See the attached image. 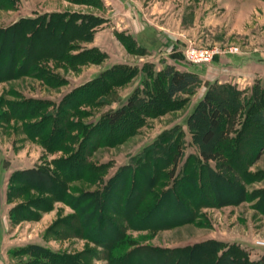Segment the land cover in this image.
I'll list each match as a JSON object with an SVG mask.
<instances>
[{
  "label": "trees",
  "instance_id": "obj_1",
  "mask_svg": "<svg viewBox=\"0 0 264 264\" xmlns=\"http://www.w3.org/2000/svg\"><path fill=\"white\" fill-rule=\"evenodd\" d=\"M77 1L96 6L93 0ZM96 2L99 5L100 1ZM11 5L12 0H0L1 7ZM103 22L104 18L95 15L44 12L20 17L0 27V80L30 75L48 86L63 84L64 80L48 69L47 62L73 68L86 62L101 61L105 57L104 52L94 46L80 47L78 42L89 41L95 27ZM113 34L115 38L121 40L123 36L126 43L137 46L131 35L122 31H113ZM129 49L133 51L131 47ZM137 49L139 54L146 52L143 47L137 46ZM124 67L111 65L73 88L61 98L54 110L45 111L36 122L23 123L24 133L29 137L42 136L41 143L46 150L61 149L64 141L77 138L72 133L73 129L83 127L77 120L69 119L70 112H79L78 106L91 99L102 97L101 102L105 104L119 100L109 86L120 85L133 75L126 69L121 71ZM141 68L144 76L132 95L124 104L105 112L99 122L89 125L76 147L68 150V155L51 160L47 166L16 171L10 180L18 181L21 184L19 188L43 193L44 196L27 204L30 207L46 209L54 200L72 206L74 213L64 219L68 221L64 223L66 230L75 236L88 238L100 247L96 253H103L102 259L106 264H264V255L250 261L236 245L213 239L185 246L159 247L137 243L126 234L127 229L155 230L185 218L193 220L195 209L211 205L206 199L201 200L208 177L223 187L229 185L228 191L235 193L234 182L223 173L238 171L243 182L255 180L254 172L250 173L246 168L264 151V79H255L248 88L249 95L244 98L245 88L229 82L202 81L196 73L180 71L169 64L154 70L148 62ZM199 83L203 84L204 91L191 112V118L197 115L208 123V127L201 132L197 129L191 131V136L197 140L198 154L186 156L178 177L176 170L183 148L182 131L175 124L157 134L135 157L119 167L101 188L75 199V206L69 202L74 200L68 193L69 182L83 179L95 170V165L86 160L87 154L81 152L83 146H87L90 152L99 145L118 143L132 134L140 123L136 118L118 136L112 134L118 124L125 122L128 111L135 108L136 103L147 110L173 108L177 94ZM16 97V103L5 102L8 112H0V117L7 120L33 118L36 112L50 104L39 99ZM159 111L152 115H158ZM97 127H100L99 136L90 141L89 136ZM214 138L218 141L215 148L205 147ZM86 180L93 183L96 177ZM164 180H172V183L163 184ZM254 196L259 198L257 206L264 202V186L251 194ZM84 201L86 203L82 205ZM177 210L180 213L177 221L166 218ZM14 211L30 212L21 206L12 207L10 214ZM73 224L77 226L72 228ZM43 251L41 257H34L28 264H84L78 255Z\"/></svg>",
  "mask_w": 264,
  "mask_h": 264
},
{
  "label": "rangeland",
  "instance_id": "obj_2",
  "mask_svg": "<svg viewBox=\"0 0 264 264\" xmlns=\"http://www.w3.org/2000/svg\"><path fill=\"white\" fill-rule=\"evenodd\" d=\"M99 1L98 5V2L93 0L96 4L94 6L78 3L77 0H12L10 7L0 6V27H5L20 17L44 13L46 9H54L48 12L106 17L105 21L109 19L110 14L121 16L124 24L133 20L136 27H144L143 31L148 35L152 31H158L157 46L168 48L167 54L170 55V59L166 60L161 55L148 57L145 53L139 54L137 46L140 45L136 41L135 47L126 43L123 36L122 39L119 37L124 43L115 38L113 31L124 33L123 30L113 29L112 37L104 33L103 22L95 27L94 39L92 36L87 42H78L79 46L84 48L100 45L102 49L97 48L105 53L101 61L86 62L73 68L52 61L47 62L48 69L59 75L64 80L63 84L48 86L30 75L0 80L2 113L8 112L5 102L17 101L16 96L50 103L45 109L36 112L33 118L7 120L0 117V264H28L34 257H41L42 252H45L43 250L78 255L84 264H106L102 259L103 253L101 251L96 253L100 247L90 239L75 236L66 230L64 223L68 221L64 219L74 213L72 206L54 200L46 209L30 207L27 204L44 196L43 193L34 189L19 188L21 184L14 179L11 181L10 177L16 171L47 166L51 160L68 155V150L76 147L77 141L87 131L89 125L99 122L105 112L124 104L132 95L144 76L141 68L143 64L151 63L154 70L158 67L161 69L163 64H169L174 68L176 66H180L181 69L191 68L199 74L196 73L202 81L219 79L227 82L226 79L231 76L241 78L245 84L244 98L249 95L248 88L255 79H264V0ZM124 13L129 15L126 16ZM168 40L174 41L175 44L170 45ZM184 49L195 51L207 49L213 50L214 54L209 63L195 64L186 61ZM114 64L125 66L121 71L126 69L133 72V75L120 85L109 86L117 94L119 99L117 102L105 104L101 102L100 97L79 105V112H70L69 119L73 122L77 120L83 125L82 128L73 129L72 133L77 138L64 141L59 150L49 151L41 143L42 136L29 137L24 133L23 123L36 122L45 111L54 110L61 98L73 88L91 80ZM256 70L261 71L258 72L261 76L253 78L252 73ZM203 91V84H196L175 96L176 104L173 108L167 106L162 110L161 108L147 110L145 106L136 103V106H133L135 108L128 111L130 115L128 114L125 122L118 124L112 131L116 137L126 130V125H131V122L138 118L140 123L132 134L116 144L96 146L90 152L87 146H83L81 152L87 154L86 160L95 165V170L86 174L83 179H73L69 182L68 193L74 199L69 202L75 206L76 200L85 193L101 188L119 167L135 157L157 134L175 124L181 128L183 148V156L176 170L178 177L186 156L198 154L197 140L191 136V131L197 129L201 132L208 127V123L197 115L191 118V112ZM157 110H160L159 114L153 116L152 113ZM99 130L100 127H97L92 131L90 141L99 136ZM217 143L214 138L205 147L215 148ZM4 163L6 166H3ZM246 169L250 173L254 172L255 180L243 182L238 171L223 173L234 182L237 189L235 193L228 191L229 185L223 187V184L213 181L211 177L206 178L204 197L201 200L206 199L211 205L195 209L193 220L185 218L184 221L155 230L127 229L126 234L137 243L159 247L185 246L213 239L236 245L250 261L259 259L264 255V202L257 206L259 198L251 197V194L264 186V151H261ZM94 177L96 180L93 183L86 180ZM162 183L171 184L172 180H164ZM84 203L86 202H82V205ZM16 206L25 207L30 212L25 214L23 211H14L10 214L11 208ZM179 214L178 210L173 211L166 218L177 221ZM39 248L43 250L39 251Z\"/></svg>",
  "mask_w": 264,
  "mask_h": 264
},
{
  "label": "crops",
  "instance_id": "obj_3",
  "mask_svg": "<svg viewBox=\"0 0 264 264\" xmlns=\"http://www.w3.org/2000/svg\"><path fill=\"white\" fill-rule=\"evenodd\" d=\"M52 10H54V9H46L45 12L52 11ZM124 14H126V13H124ZM128 15H129V13L126 14V16H128ZM24 16H27V15H24ZM108 17H109V19L106 20L103 23L105 25L104 28H102V30H104V33H108L112 37V30L113 29L123 30L125 34H130L135 39L137 44H139L141 47H143L145 49V51H146L145 54L148 57L160 56L161 55L166 60L170 59V57H169L170 55L168 56V54H167L169 52V49L168 48L164 49L163 47L161 48L162 45L157 46L158 42H159V39L156 38V36L159 35L158 31H152L148 35V34L144 33V31H143L144 27H140V28L136 27V25L134 24L133 20H131L130 23H128L129 24L128 25V24H124L123 19L121 18V16L117 17L115 15L113 16V15L110 14V15H108ZM104 18H106V17H104ZM153 35H155V37H153ZM94 37H95V33L93 35V39H94ZM146 38H149V39H146ZM168 42H169L170 45H171V43L175 44V42L171 41V40H168ZM91 45H93V41H92ZM91 45H89V46H91ZM96 46L98 48L102 49V47L100 45H96ZM105 52H106V50H105ZM108 55H110V53ZM110 64H112V63H110ZM175 68L177 70H180V71H190V72L197 73L194 69H191V68H183L182 67L183 69H181L180 66L179 67L176 66ZM158 69H160V67L156 68V70H158ZM259 71L260 70L253 71V73H252L253 78L255 76H257V77L261 76L260 73H258ZM240 79L241 78L236 79V77L233 78L231 76V77L227 78L226 81L228 80L227 82L235 84L238 88L242 89V88H244L245 84L242 83V81ZM216 81L225 82V80H219V79H217Z\"/></svg>",
  "mask_w": 264,
  "mask_h": 264
},
{
  "label": "built area",
  "instance_id": "obj_4",
  "mask_svg": "<svg viewBox=\"0 0 264 264\" xmlns=\"http://www.w3.org/2000/svg\"><path fill=\"white\" fill-rule=\"evenodd\" d=\"M214 54L213 50L201 49L195 51L193 49H184L183 55L186 61L195 64H207L210 62L212 55Z\"/></svg>",
  "mask_w": 264,
  "mask_h": 264
}]
</instances>
